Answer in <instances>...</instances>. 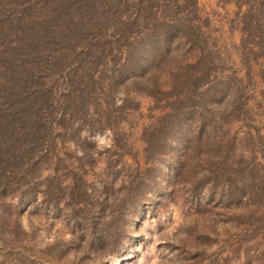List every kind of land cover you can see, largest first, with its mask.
Listing matches in <instances>:
<instances>
[{"label": "rangeland", "instance_id": "1", "mask_svg": "<svg viewBox=\"0 0 264 264\" xmlns=\"http://www.w3.org/2000/svg\"><path fill=\"white\" fill-rule=\"evenodd\" d=\"M15 1L2 2L8 28ZM24 3L44 27L59 7L57 37H77L81 7L98 19L116 5L138 35L173 31L166 49L142 39L138 66L96 86L61 136L54 125L38 166L0 197V264H264V0ZM64 43L29 64L58 95Z\"/></svg>", "mask_w": 264, "mask_h": 264}, {"label": "trees", "instance_id": "2", "mask_svg": "<svg viewBox=\"0 0 264 264\" xmlns=\"http://www.w3.org/2000/svg\"><path fill=\"white\" fill-rule=\"evenodd\" d=\"M4 1L0 0V197L12 190L13 182L23 180L38 166V151L44 144L49 145L47 141L52 142L54 125L61 127L55 132V135L61 136L73 119L71 117L85 115L84 105L96 86L110 91V85L118 79L125 80L127 70L138 66L142 39L147 38L152 48L157 44L158 49H166L173 31V25L165 23L167 27L164 25L159 31L163 34L161 41L157 40L158 37L138 35V18L120 19V14L114 11L116 5L99 12L98 19L85 15L87 9L81 7L73 22L77 37H57L54 28L59 7L53 5L54 18L48 27H44L48 20L36 23V20L24 21L23 15L28 13L25 8L30 4L24 3L27 0H16L21 8L18 21L16 28H8L5 25L7 9L2 4ZM55 1L52 0V4ZM118 2L124 0H112L111 5ZM68 3L72 4L74 0H68ZM111 25L110 37H90L94 30L108 29ZM15 29L16 34L11 35ZM13 39L17 42L12 43ZM61 40L65 42L67 51H61L52 65L64 79L62 84L65 87L58 95L52 83L40 82L31 75L29 64L32 58L51 51L54 44L59 45ZM77 42L83 44L80 50H76ZM109 60L113 62L103 70L104 73L95 76L96 66ZM65 111H68V118L61 116V112ZM150 140L149 137L146 139L148 145H145V150L149 148Z\"/></svg>", "mask_w": 264, "mask_h": 264}]
</instances>
